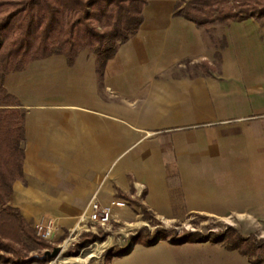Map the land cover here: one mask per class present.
Here are the masks:
<instances>
[{
  "label": "crops",
  "instance_id": "0c3cea01",
  "mask_svg": "<svg viewBox=\"0 0 264 264\" xmlns=\"http://www.w3.org/2000/svg\"><path fill=\"white\" fill-rule=\"evenodd\" d=\"M148 26L154 33L199 31L193 21L173 13L143 15L136 34L102 65L86 48L72 62L53 54L5 76L6 90L24 109L22 176L12 184L10 203L27 223L50 217L58 230L72 229L93 195L102 206L115 199L128 202L111 206V216L129 217L131 209L140 215L142 206L164 223L185 214L252 215L264 222V47L250 49L249 69L238 68L244 72L234 110L211 104L215 91L223 93L216 80L234 68L225 55L216 64L208 62L207 68L217 71L211 75L202 69L194 76L161 78L149 87L144 98L157 103L154 118L164 117L166 125L139 126L127 120L128 114L93 110V65L107 75L121 69L122 46L140 42ZM244 93L248 101L241 99ZM179 102L191 103L192 109H181ZM111 150L131 155L109 173L114 158L97 159H106ZM137 260L173 264V259L148 254Z\"/></svg>",
  "mask_w": 264,
  "mask_h": 264
},
{
  "label": "rangeland",
  "instance_id": "374dc122",
  "mask_svg": "<svg viewBox=\"0 0 264 264\" xmlns=\"http://www.w3.org/2000/svg\"><path fill=\"white\" fill-rule=\"evenodd\" d=\"M178 1L147 0L142 14H174ZM197 29L198 32L181 28L178 31L154 33L148 26L141 33L140 42L133 41L130 45L122 46L119 54V61L123 66L121 69L116 68L117 71H110L107 75L106 70L97 64L93 65V110L115 115L124 113L125 118L129 116L127 120L130 123L139 126L166 125L168 122H165L164 117L154 118L158 111L157 103L147 96L144 98L149 87L161 78L194 76L200 74L202 69L206 75H211L217 71L206 65L208 62L218 63L224 55L234 68L216 80L217 85H222L223 95L215 91L212 94L214 102L211 104L216 107L223 103V110L236 109L239 101V93H235L239 90L236 85L239 75L244 72L238 68L240 65H250L251 48L264 47V23L250 16L215 23L207 29ZM200 54L207 55L209 59H200L197 57ZM96 61L93 59V62ZM155 63L163 65L154 66ZM245 68L249 69V66ZM248 71L246 70L247 73ZM21 73V79L24 80L25 72ZM180 84L182 83L178 84L179 89H186L185 85L181 87ZM107 85L110 88H106ZM248 95L241 94V99L248 101ZM179 105L183 110L192 109L191 103L179 102ZM126 114L128 115L125 116ZM109 152L111 154L108 153L106 159H97L100 162L114 158L109 173L116 172L131 155L128 152L119 155L115 150ZM8 203L11 205L10 200ZM126 205H129L128 202ZM139 210L140 215H136L131 209L129 217L110 215L108 223L104 225L85 220L78 221L73 230L57 229L51 238L41 239L42 243L48 244L47 248L33 247L22 253L23 258L30 261L27 264H138L137 256L148 254L173 259V264H252L248 257L235 249L227 248L226 241L222 238L224 235L226 238H234L231 229H236L244 237L251 235L256 239L255 242H261L258 244L260 250L257 249L253 257H264V222L259 217L185 214L174 222L164 223L142 206ZM196 231L204 237L198 234L184 237L187 232ZM146 234L150 236L146 237ZM137 235L140 237H136ZM55 247H59L58 253L54 257H48L45 251L51 252ZM124 248L127 251L121 252ZM11 255L0 251V262L12 257ZM41 255L46 256L44 261H40Z\"/></svg>",
  "mask_w": 264,
  "mask_h": 264
},
{
  "label": "trees",
  "instance_id": "16d2710c",
  "mask_svg": "<svg viewBox=\"0 0 264 264\" xmlns=\"http://www.w3.org/2000/svg\"><path fill=\"white\" fill-rule=\"evenodd\" d=\"M146 4L147 0H0V251L12 254L0 263L27 264L24 251L48 247L19 209L8 203L13 182L22 176L24 109L6 90L5 76L53 54L72 62L86 48L102 65L136 34ZM175 7V15L199 28L250 16L264 23V0H179ZM231 231L234 238H222L227 248L248 257L252 264H264V257H253L261 242ZM190 234L202 236L196 231L184 237ZM39 259L44 261L46 256Z\"/></svg>",
  "mask_w": 264,
  "mask_h": 264
},
{
  "label": "built area",
  "instance_id": "2783aa9c",
  "mask_svg": "<svg viewBox=\"0 0 264 264\" xmlns=\"http://www.w3.org/2000/svg\"><path fill=\"white\" fill-rule=\"evenodd\" d=\"M124 206L125 201L121 199H115L111 201L109 206H102L97 201L95 195L90 199L87 207L80 215L79 220L83 222L85 220L104 225L108 223L111 215V206ZM58 225L51 218H41L34 223L33 228L35 234L40 239H49L53 236L55 231L58 229ZM73 230V229H72Z\"/></svg>",
  "mask_w": 264,
  "mask_h": 264
},
{
  "label": "water",
  "instance_id": "95a60500",
  "mask_svg": "<svg viewBox=\"0 0 264 264\" xmlns=\"http://www.w3.org/2000/svg\"><path fill=\"white\" fill-rule=\"evenodd\" d=\"M59 251V247H55L53 248V250L51 252H49L48 250L45 251V254L48 256V257H54Z\"/></svg>",
  "mask_w": 264,
  "mask_h": 264
}]
</instances>
